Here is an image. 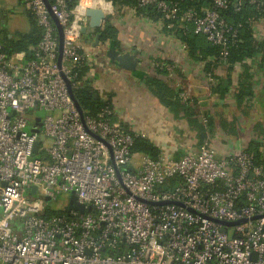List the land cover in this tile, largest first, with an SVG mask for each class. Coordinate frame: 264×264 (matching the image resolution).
Masks as SVG:
<instances>
[{
  "label": "built area",
  "instance_id": "1",
  "mask_svg": "<svg viewBox=\"0 0 264 264\" xmlns=\"http://www.w3.org/2000/svg\"><path fill=\"white\" fill-rule=\"evenodd\" d=\"M20 1L43 32L30 55L8 54L0 41V264H264V166L250 152L218 157L204 140L180 158L161 152L136 160L135 133L113 106L96 115L79 111L66 79L72 85L75 66L88 62L80 40L86 9L113 0H77L72 7L68 0ZM208 1L184 9L138 0L156 6L170 27L187 21L214 45L236 44L241 24L220 11L255 0ZM54 16L64 35L61 64ZM72 191L84 212L68 211ZM65 193V211L46 215L45 198L56 203Z\"/></svg>",
  "mask_w": 264,
  "mask_h": 264
},
{
  "label": "crops",
  "instance_id": "2",
  "mask_svg": "<svg viewBox=\"0 0 264 264\" xmlns=\"http://www.w3.org/2000/svg\"><path fill=\"white\" fill-rule=\"evenodd\" d=\"M103 8L107 14L104 24L109 21L118 29L119 49L139 50L138 67L143 72L134 76L110 63L105 53L108 42L94 47L91 38L84 43L95 95L114 107L117 120L172 158L195 152L208 140L218 157L246 150L258 151L264 160L262 53L233 68L214 57L197 60L162 20L139 14L127 5L104 3ZM254 36L264 40V16L254 22ZM208 61L213 62L210 71ZM148 77L161 80L168 103L153 93ZM226 82H230L229 88L221 95L219 89ZM241 87L250 91L241 93Z\"/></svg>",
  "mask_w": 264,
  "mask_h": 264
},
{
  "label": "trees",
  "instance_id": "3",
  "mask_svg": "<svg viewBox=\"0 0 264 264\" xmlns=\"http://www.w3.org/2000/svg\"><path fill=\"white\" fill-rule=\"evenodd\" d=\"M169 2H178L184 9L186 7L195 6L198 9L202 5H209L208 0H167ZM77 0H68L69 5L72 7L76 4ZM113 3L120 5H127L137 10L139 14H143L151 19L162 20L165 27L174 33L183 43L186 44L190 55L197 60H206L209 57H214L216 60H221L226 63L229 68H233L237 62H243L247 58L256 57L259 53L264 57V40L258 41L254 36V22L264 16V0H255L254 2H246L240 10H236V6L231 2L227 8L222 9L221 15L228 21L234 24H241L239 27V39L234 45L221 46L214 45L209 42L206 36L202 33L194 31L193 23L187 21L175 22L174 26L170 27V20L163 18L162 13L154 5L140 6L138 0H113ZM30 17L31 27L28 32L19 33L16 35L5 34L0 38L4 46V50L8 54H13L20 51H25L27 55L31 54L32 48L39 45L42 38V26L38 24L32 14L26 11ZM100 34V42L107 43L110 46L119 48L120 42L118 39V29L109 21L96 30ZM95 33V34H96ZM228 54L222 58L224 51ZM213 62H206L207 70H211ZM88 62L83 61L75 66L74 71L76 76L73 80L72 88L76 99L81 105L83 112L86 114L96 115L101 108L106 105H111L107 101L102 100L99 96L96 97L91 84V78L88 76L89 72ZM80 81L79 83H77ZM147 84L150 86L153 93H155L161 101L168 103L169 97L166 89L161 82L154 77L147 78ZM229 83L220 88L221 95H223L229 88ZM241 93H246L250 90L241 87ZM243 90V91H242ZM135 133V132H133ZM133 155L148 154L153 158L158 157L160 148L155 145L150 139L140 134L135 133L134 143L132 145ZM251 153V152H250ZM256 164L264 166V160L258 151L251 153ZM65 210L49 204L46 208L45 214L52 215L54 213H62Z\"/></svg>",
  "mask_w": 264,
  "mask_h": 264
},
{
  "label": "water",
  "instance_id": "4",
  "mask_svg": "<svg viewBox=\"0 0 264 264\" xmlns=\"http://www.w3.org/2000/svg\"><path fill=\"white\" fill-rule=\"evenodd\" d=\"M47 2L48 5L49 4V0H45ZM86 15L89 17V23L87 26H84L82 28V32L84 35H87L90 31H93V33L101 28L104 24V21L107 18V14L105 12V10L101 7H88L86 9ZM54 20L58 26L59 29V57H58V62L59 64H61L62 62V52H63V45H64V35H63V30H62V26L59 23V21L57 20V18L54 16ZM93 29V30H92ZM91 41V39H90ZM92 45L94 47L99 46L100 42V34L96 33L94 36V40L91 41ZM106 56L109 59V62L126 70H129L134 76L136 75H141L143 72L142 70L138 67L139 63L141 62V57L139 56V50L136 49L134 51L132 50H121L117 47L114 46H108L106 51ZM67 81V86L69 88L70 94L73 98V100L75 101L79 111L81 112V114H83V109L81 107V105L79 104L78 100L76 99L74 92H73V88L71 85V82L66 79ZM97 96V94H96ZM35 109H37V107L35 106ZM42 125V121H41V117L38 116L36 118V122L34 123L33 127L31 128L32 131L35 132H39L40 128L39 126ZM96 137L100 138L97 134H94ZM44 139V135H40V140H38L35 143L34 146V152L37 153L39 146H40V141ZM37 192V186H32L31 188V193L35 194ZM46 201H50L51 198L46 197L45 198ZM179 203V202H178ZM71 209H75V210H79L80 212H84L85 211V205L83 203H80L77 200V196L75 195V192L72 191L70 194V199H69V205H68V211H70ZM89 211H94L95 208L93 206H90L88 208ZM258 216H255L254 218H256ZM220 223L224 224V225H233V224H237L240 223L242 221H245V219H241V220H236V221H222V220H217ZM224 231H226L225 228H223ZM90 253V251H88Z\"/></svg>",
  "mask_w": 264,
  "mask_h": 264
},
{
  "label": "rangeland",
  "instance_id": "5",
  "mask_svg": "<svg viewBox=\"0 0 264 264\" xmlns=\"http://www.w3.org/2000/svg\"><path fill=\"white\" fill-rule=\"evenodd\" d=\"M24 6L18 0H0V38H3L5 34L16 35L19 33H25L30 30L31 20L28 14L24 11ZM89 23V22H88ZM93 30V29H92ZM96 31H90L87 35L80 38L81 42L86 43L91 38H94ZM87 44V43H86ZM104 46V45H103ZM25 52V51H20ZM36 115H44V111L41 109L33 110ZM45 144L50 143V139H46ZM41 153H36L35 156H40ZM27 193H29L27 191ZM39 195V193L37 194ZM69 199V193L60 195L59 201L54 203L48 201V204H52L57 209L62 208L67 204Z\"/></svg>",
  "mask_w": 264,
  "mask_h": 264
}]
</instances>
